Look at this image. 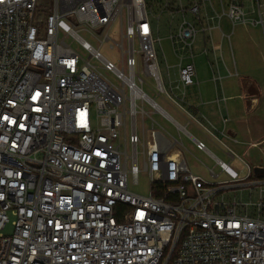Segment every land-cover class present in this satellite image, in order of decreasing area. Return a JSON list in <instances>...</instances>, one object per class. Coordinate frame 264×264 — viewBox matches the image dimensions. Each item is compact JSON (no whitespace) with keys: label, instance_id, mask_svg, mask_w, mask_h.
I'll return each instance as SVG.
<instances>
[{"label":"built area","instance_id":"obj_1","mask_svg":"<svg viewBox=\"0 0 264 264\" xmlns=\"http://www.w3.org/2000/svg\"><path fill=\"white\" fill-rule=\"evenodd\" d=\"M228 1L0 0V264H264V174L242 184L259 189L256 200L229 198L238 171L217 158L229 180L193 172L184 142L153 115L175 118L143 87L148 76L156 96L195 117L198 33L225 14L248 21L240 0ZM165 12L180 59L167 84L155 36ZM117 21L120 65L80 33L108 40ZM141 173L148 195L129 187Z\"/></svg>","mask_w":264,"mask_h":264},{"label":"rangeland","instance_id":"obj_2","mask_svg":"<svg viewBox=\"0 0 264 264\" xmlns=\"http://www.w3.org/2000/svg\"><path fill=\"white\" fill-rule=\"evenodd\" d=\"M226 1V8L230 1ZM243 5V8L246 12L250 13L251 10H254L253 13L247 15L248 18L258 19L261 18V15L264 18V0H240ZM214 3L219 7L218 0H214ZM52 0H43L42 6L47 9L52 8ZM159 11H157V16ZM170 14L162 13L160 18H155V23L158 24L160 31L155 33L156 37H163L162 41H157V49H158V57L162 68V74L165 78V82L167 84V69L166 63H174L175 57L173 50L170 46V40L167 39L168 28L170 27ZM178 21V18L175 19L174 24ZM79 28V24L76 25ZM170 29V28H169ZM120 22L117 21L114 23L109 30L110 39L103 40L106 31L99 30L95 33V35L91 34L86 30H80L81 35L87 39L90 43H92L95 47H98L102 54L108 59L113 60L116 64H121V47L119 46V42H121L120 36ZM222 30L226 33V35L230 34V37L227 36L223 41L220 40V34L215 30V44L222 45L221 50L223 54V59H221V73L223 75H228V70L225 65L223 66V61L230 67L232 70L238 71V75L235 77H229L234 81L240 78L245 83L248 81L245 77L251 76H259L262 81H264V31L263 24H253L252 21L248 22H237L235 27L233 28V23L229 16L226 14L222 17ZM208 36V33L205 31H200L198 33V37L196 43L194 44L193 52L195 54V60L200 63V60H204L203 62L215 61L216 55L210 49L211 41L210 39L204 42V37ZM222 42V43H221ZM207 43V44H205ZM206 45L208 50V55L204 56L201 54L202 48L201 46ZM138 48L139 45L136 44ZM206 49V50H207ZM205 52V50H204ZM236 64V67L234 65ZM204 64V63H203ZM203 64H199L200 68ZM206 69L203 67L202 71H200L201 76L211 75V72L205 71ZM243 77V78H242ZM228 79V78H227ZM145 83L143 84L144 89L147 93L155 97L156 100L161 104L163 108H165L172 116H176L175 110L169 105L165 99L161 96H156L154 90L149 87L148 83H150V78L148 76H144ZM226 81V80H225ZM189 97L191 96V91H187ZM146 108L150 110V106L146 104ZM156 117L159 122L168 130L173 131L172 124L164 117H162L159 113L153 115ZM201 118V117H200ZM203 122L206 121L201 118ZM138 126L141 128L142 117L138 115L137 117ZM149 123V122H148ZM190 131L200 140L206 143L208 149L222 161H225L227 164H230L233 168L238 171L240 180L230 182L228 184L233 185L232 187L224 189L225 194L229 198H236L241 201H250L256 200L259 196V189L255 193L253 191L254 185H242L243 183L252 182L253 180H258L261 175L255 173L254 167L256 163H261L264 165V161H259L257 158H262V153L258 148L252 149L250 154L245 153V145H240L239 147L233 146L229 143L227 139H225L219 132L215 131L217 135L222 139V141L234 149L238 154V157H234L232 159L228 154V148L222 145L217 139H215L208 132L202 133L199 130L195 129L193 126L189 127ZM209 136H208V135ZM182 140L184 142V146L180 147L182 150L183 156L187 161V164L191 168V170L201 176H203L209 182H218L229 180L230 176L221 169L219 164L217 163L215 157H213L206 150L198 149L195 145V141L189 136H182ZM248 162L252 166V172L249 178L245 179L244 177L248 174V169L246 167L245 162L242 159ZM211 169L214 170L218 176L212 174ZM129 187L132 191H135L139 194L148 195L150 193L151 185L148 177L141 173L138 183H134L132 177L129 178ZM252 188V189H251ZM14 220V217L11 215V221ZM14 230V226L12 222L8 223L4 233L10 234Z\"/></svg>","mask_w":264,"mask_h":264},{"label":"crops","instance_id":"obj_3","mask_svg":"<svg viewBox=\"0 0 264 264\" xmlns=\"http://www.w3.org/2000/svg\"><path fill=\"white\" fill-rule=\"evenodd\" d=\"M214 5L216 4L214 3ZM253 12L254 10H251L250 13H246L247 15H250ZM247 19L249 22L253 20H264L262 15L261 18L258 19H252L251 17H247ZM231 21L233 23V28L235 27L237 22H240H234L232 19ZM210 24L212 28L211 30H205L208 33V36L206 35L204 37V42L207 41V39H210V49L212 52L215 53L216 60L208 62H203L204 60H200L199 64L204 63L201 68L198 62L195 60L199 82L198 84L189 86L187 88V91L189 90L192 93L190 97L189 95H187V108L190 113L195 117H192L189 113H186L181 109L175 108V106L171 104L172 108L175 110L176 113V116H173L175 118L176 124L174 122L169 121L173 126V131L171 132L181 140L182 136L187 135L191 137L194 141H196V139L198 138L189 129V127L193 126L195 129L205 134L206 132L210 134V130L214 133L216 137H218L222 141L219 135L216 134L215 131H217L225 139H227L231 145L236 147H239L240 145H245L246 154H250L252 149L258 148L262 153V158L258 157L257 160L258 162L264 161V81H262L259 76L245 77L246 79H248V81H246L245 83L240 78L235 81L233 79H230L229 77L237 76L238 71L236 70V68L235 70L230 69V67L225 63V61H223V66L225 65L226 69L228 70V75H223L221 73L220 60L223 59V54L221 50L222 45L215 44L214 34L215 30L218 31L220 34L221 41H223L224 38L227 36L230 37V34L226 35V33L222 30V18L220 20L212 21ZM169 36L170 30L168 28V40H170L168 38ZM197 37L195 39L194 44L196 43ZM205 44L201 46V54L207 56L209 49H207ZM170 46L173 50L175 61L172 64L168 62L166 63L167 78L169 76V66L170 73L172 74L173 79L177 80L179 78L180 59L177 56L176 51L174 50L171 40ZM177 51L178 53H183L185 56L188 55L187 50H182L180 45L178 46ZM186 61H188V59H186ZM234 65L236 67L235 62ZM203 67L206 69L205 71L207 72L212 71L211 75L203 74L204 76L200 77V71H202ZM216 74H221L222 80L214 79V76ZM200 117L203 118L206 123L203 122ZM211 135L213 136V134ZM223 143L221 144L228 148V154L232 159H234V157H238V154L234 149ZM210 154L215 157V159L218 158L211 151ZM242 161L246 162L243 159ZM228 165L233 168L230 164ZM256 166L264 167V165H262L261 163H256L255 167ZM233 169L236 170L235 168Z\"/></svg>","mask_w":264,"mask_h":264},{"label":"water","instance_id":"obj_4","mask_svg":"<svg viewBox=\"0 0 264 264\" xmlns=\"http://www.w3.org/2000/svg\"><path fill=\"white\" fill-rule=\"evenodd\" d=\"M254 170H255V173L258 174V175L259 174H264V167L256 166Z\"/></svg>","mask_w":264,"mask_h":264}]
</instances>
